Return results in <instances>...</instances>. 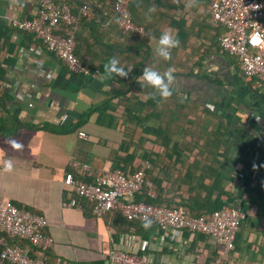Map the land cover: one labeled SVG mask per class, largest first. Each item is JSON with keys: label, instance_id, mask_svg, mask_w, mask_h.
<instances>
[{"label": "crops", "instance_id": "crops-1", "mask_svg": "<svg viewBox=\"0 0 264 264\" xmlns=\"http://www.w3.org/2000/svg\"><path fill=\"white\" fill-rule=\"evenodd\" d=\"M109 1L94 2L106 13ZM211 1L132 0L143 35L104 23L91 7L76 25V52L101 73L86 76L72 72L35 34L10 25L11 18L34 17L39 0H0V119L3 131L15 128V118L26 124L11 137L0 136V200L47 217L46 233L54 238L48 262L115 264L108 255L113 248L147 254L151 264L215 259L222 247L212 236L176 235L153 222L145 228L121 211L98 217L93 201L74 196L63 183L69 172L91 181L99 170L130 173L148 160L151 187L136 200L184 197L195 211L222 192L237 203L241 188L246 196L260 192L247 201L249 216L225 264H264V81L245 76L239 58L220 48L223 28L213 25ZM79 5L74 0L73 11ZM166 30L179 40L168 60L156 51ZM113 58L126 77L109 72ZM145 69L160 72L170 96L143 79ZM7 160L12 171L4 170ZM72 197L79 204L65 207ZM21 241L31 256H44Z\"/></svg>", "mask_w": 264, "mask_h": 264}, {"label": "built area", "instance_id": "built-area-1", "mask_svg": "<svg viewBox=\"0 0 264 264\" xmlns=\"http://www.w3.org/2000/svg\"><path fill=\"white\" fill-rule=\"evenodd\" d=\"M132 0H116L113 20L118 27L129 33H146L145 26L134 21L130 4ZM87 7L82 15L90 16ZM212 22L224 30L219 37L220 46L239 58L245 76H255L264 81V0H212L210 5ZM14 28L35 34L46 48L60 57L69 69L86 76H98L101 71L92 68L76 54L75 29L78 16L68 3L55 0H39L38 13L32 18H11ZM71 27L68 35L60 33ZM73 28V29H72ZM81 137L87 133L81 131ZM88 168V166H85ZM151 167L143 160L141 167L127 175L120 169L99 170L91 181L79 180L72 172L66 174L63 183L74 196L94 202L93 214L100 217L119 210L128 220L153 222L160 229L172 230L176 235L185 230L192 235L204 233L212 236L221 245L218 259L206 264H225L228 254L234 249L240 224L249 213L239 206L231 205L213 211L209 216H193L184 207H170L135 196L145 186L151 187L146 171ZM76 197L63 205H78ZM49 221L43 214L21 209L9 200H0V264H48L43 257H33L20 245L7 243V237H21L42 249L52 247L54 238L45 232ZM109 257L115 264H151L147 254H135L113 248Z\"/></svg>", "mask_w": 264, "mask_h": 264}, {"label": "trees", "instance_id": "trees-1", "mask_svg": "<svg viewBox=\"0 0 264 264\" xmlns=\"http://www.w3.org/2000/svg\"><path fill=\"white\" fill-rule=\"evenodd\" d=\"M57 3H68V4H70L71 6H72V2L74 1V0H55ZM95 0H80V5H79V8H78V10L75 12L76 13V15L78 16V23L81 21V20H84L86 17L84 16V15H82V13H81V9L83 8V7H87L88 9H90V10H92L91 9V7H93L94 9H99V11H97V13L98 14H100V15H103V22L104 23H108V24H112V25H115L117 28H119L118 27V25H117V23L115 22V20H113V6H114V2L116 1V0H110L109 1V3H110V5H111V8H110V10L109 11H107L106 13H103V11H101V8L100 7H96L95 6V2H94ZM135 21V20H134ZM71 27H69V26H66L65 27V32H63L62 34H64V35H68L69 33H68V31H69V29H70ZM74 29L76 28V27H73ZM72 28V29H73ZM120 29V28H119ZM120 30H122V29H120ZM224 30V29H223ZM122 31H124V30H122ZM125 32V31H124ZM223 32V31H222ZM125 33H127V32H125ZM138 35H143V34H138ZM221 35V34H220ZM75 37H76V33H75ZM219 46H220V41H219ZM220 48H221V46H220ZM222 49V48H221ZM224 51H226V50H224ZM229 53V52H228ZM76 54L79 56V54H78V52H76ZM80 57V56H79ZM81 58V57H80ZM82 61H84L83 59H82ZM85 62V61H84ZM85 63H87V62H85ZM92 68H94V69H96V67H93V66H91ZM15 120V128L13 129V130H11V131H3V128L5 127V124H4V121H3V119H0V136H2V137H11V136H13L21 127H23V126H25L26 124H24L23 122H21L19 119H17V118H15L14 119ZM120 170H122V169H120ZM138 170V169H137ZM136 170V171H137ZM123 171V170H122ZM136 171H134V172H130V173H127V172H125V171H123V172H125L127 175H131V174H133V173H135ZM147 173H148V171H146V178H147ZM95 179V178H94ZM93 179V180H94ZM143 192V190H141V192H139V193H142ZM246 192L247 191H245V190H243L242 188L241 189H239V193H237V194H235V196L237 197V198H240L241 200H242V203H237V202H235V198H234V196H232L231 194H229L228 192H222L218 197H217V199L215 200V202H212V201H209L208 200V202H209V207H208V205H207V207L205 206V208L203 207V209H196L195 211H192L191 210V208H189L188 206H187V204H185L183 201H184V197L182 198L183 200H181V201H176V202H161V201H157V200H155V199H153V198H151V197H149L148 199H146L145 201H147V202H151V203H156V204H160V205H164V206H170V207H184V208H186V210L188 211V213L190 214V215H193V216H202V215H204V216H209L213 211H215V210H217V209H221V208H224V207H228V206H231V205H236V206H240V208L241 209H243V210H245L246 212H248V209H250L249 207H250V203L252 202V201H254L256 198H258V197H256L257 195H260V192H258L257 194H252V192L251 191H248V194H249V196H246ZM256 192V191H255ZM146 193H147V195H148V192L146 191ZM251 195H254V197L253 196H251ZM256 195V196H255ZM147 198V197H146ZM86 199V198H85ZM87 200H89V199H87ZM89 201H91V200H89ZM249 202V204H248V202ZM93 206H94V203H93ZM93 206H92V210H93ZM115 211H119V210H115ZM112 212H114V211H112ZM112 212H110V213H112ZM120 212V211H119ZM249 213V212H248ZM249 216V215H248ZM127 219V218H126ZM247 220V218L245 219V220H243L242 222H241V224H240V228H241V226L243 225V223L245 222ZM262 220V219H261ZM129 221H132V222H141V223H145V222H142V221H138V220H129ZM262 223H264V219L261 221ZM49 225V224H48ZM47 228H48V226L44 229L45 230V232H46V230H47ZM196 234H198V233H196ZM199 234H201V233H199ZM203 234V233H202ZM21 240H25V242H27L30 246H34L35 247V251L37 252V251H39V252H44L43 254H44V259H45V261L48 263V264H58V263H56V262H54V263H51V262H48L47 260H46V256H47V254H48V252L50 251V249L52 248V247H49V248H47V249H42V248H40V247H38V246H35V245H33L32 243H30V241L28 240V239H25V238H21V237H7V243L8 244H12V245H20V246H22V247H24L23 245H22V241ZM238 240H239V234H237V236H236V241H235V247H236V245H237V242H238ZM53 246V245H52ZM235 247H234V249H235ZM25 248V247H24ZM26 249V248H25ZM220 250L219 249H217L216 248V250H215V256H213L212 258H215L214 260H216V259H218L219 258V252ZM11 264V263H10Z\"/></svg>", "mask_w": 264, "mask_h": 264}, {"label": "clouds", "instance_id": "clouds-1", "mask_svg": "<svg viewBox=\"0 0 264 264\" xmlns=\"http://www.w3.org/2000/svg\"><path fill=\"white\" fill-rule=\"evenodd\" d=\"M179 40L173 39L172 36L169 34V32L166 30L162 37L159 39V47L156 49V51L163 56L165 60H168L171 58V49L178 47ZM118 60L113 58L109 65H106V67L109 69V72H115L116 75L120 77H126L128 73L122 68L117 67ZM165 75L171 76V72L166 73ZM143 79L146 80L148 83H150L153 86H156L160 89H162V96L164 98H167L171 95L170 90H168L167 85L164 83V77L160 74L159 71L153 70V69H145L143 73ZM13 146L16 148L22 147V145L16 144L13 142ZM13 164L11 160H7L4 163V170L5 171H12ZM151 225V222L146 221L144 224V227L147 228Z\"/></svg>", "mask_w": 264, "mask_h": 264}]
</instances>
